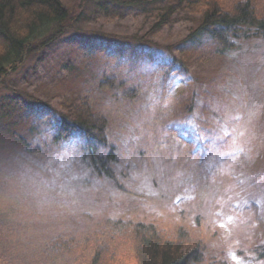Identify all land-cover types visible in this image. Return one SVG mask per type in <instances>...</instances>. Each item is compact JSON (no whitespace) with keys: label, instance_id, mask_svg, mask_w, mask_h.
I'll list each match as a JSON object with an SVG mask.
<instances>
[{"label":"rangeland","instance_id":"obj_1","mask_svg":"<svg viewBox=\"0 0 264 264\" xmlns=\"http://www.w3.org/2000/svg\"><path fill=\"white\" fill-rule=\"evenodd\" d=\"M61 1L73 15L84 12L82 21L9 76L0 87V101L32 98L54 110L62 102L88 101L96 114L108 118L102 157L113 154V179L97 178L87 168L81 139L79 155L70 163L65 155L70 140L52 144L55 132L45 128L41 112L30 121L38 132L28 138L38 154L26 152L7 134L15 124H25L24 117L4 122L0 264H89L100 246L129 250L112 238V222L129 229L152 225L176 236L183 230L188 248L202 252L200 264H264L253 252L264 247L263 44L244 42L228 59H217L208 54L214 47L206 41L181 55L175 48L181 47L188 19L196 17L200 4L191 3L176 23L151 34L149 19L129 7L113 15L111 9L95 8L94 0L82 8L86 0ZM238 1L221 3L226 8ZM251 1L257 15H264V0ZM170 68L174 76L166 74ZM104 78L124 88L101 89L97 83ZM193 95L190 120L210 125L200 134L209 149L192 148L176 131L182 124L188 128L189 120L179 126L171 121L186 116ZM220 139L227 150L217 148Z\"/></svg>","mask_w":264,"mask_h":264},{"label":"trees","instance_id":"obj_2","mask_svg":"<svg viewBox=\"0 0 264 264\" xmlns=\"http://www.w3.org/2000/svg\"><path fill=\"white\" fill-rule=\"evenodd\" d=\"M87 1L90 0L82 2L80 7L82 8ZM94 3L95 8L103 12L111 9L113 15L120 14L121 6L135 10L136 16L149 19L151 34H156L176 23L180 14L191 3L200 4V7L194 8V11L198 12L196 17L188 19L190 27L184 38L179 40L181 47L175 48L181 55L202 48L206 41L214 47L208 54L217 59H228L244 42L252 40H259L264 48V15H257L251 0H239L232 7L226 8L223 7L221 0H200L197 3L192 0H94ZM84 14L81 12L73 15L61 0H0V87L6 84L9 76L20 70L27 59L46 51L73 30L74 24L82 21ZM142 42L147 43V39ZM161 49H165L171 56L167 47L162 46ZM177 64L183 68L182 71H188L183 61H178ZM178 72H181L180 69ZM175 73L172 68L166 72L169 76L170 74L174 76ZM196 82L198 83L199 79H196ZM202 83L203 81L200 80L198 84ZM98 85L101 89L124 88L123 83L121 82L119 86L115 79L104 78L101 83H97ZM138 92L132 93L137 95ZM130 97L133 98V95ZM196 97L193 95L191 101L189 100L185 114L187 117L181 119L178 115L171 120L178 121L177 126L195 117ZM3 98L0 101V132L6 131L4 122L8 123L10 119L24 117L25 124H15L10 131L7 130V134L15 138L26 152L40 153L38 148L30 149L28 138L37 134L38 131L34 125H30V121L38 119V114L41 112L48 121L47 125L44 124L45 128L53 129L55 132L56 137L54 136L52 144L62 145L78 137L83 142L82 157L87 168L89 167L97 178L113 179V172L109 167L114 162L113 154L109 153L105 158L102 157L108 147V118L96 114L88 101L75 100L72 106L62 102L60 109L54 107L56 109L54 110L53 106L48 104L38 106L32 98H25L23 101L10 97ZM201 123L203 125H200ZM175 127L176 125H172V130H176ZM208 127L209 124L199 120L195 122V132L190 126L188 127L190 135H186L189 133L188 128H184L183 124L182 129L176 131L183 135L184 140L191 147L204 145L202 149L204 147L208 149L210 143L203 144V141L199 139L198 142L196 139L197 133L200 136L201 129L206 132ZM217 148L227 150V146L221 145V139ZM127 226L130 225L112 222L109 223V230L112 238L124 242L129 250L114 251L109 247L98 248L89 264H200L202 262V252L188 248V237L186 238L183 230H180L176 236L161 234L152 225L137 224L133 229ZM253 252L255 260L264 262V247H256Z\"/></svg>","mask_w":264,"mask_h":264},{"label":"snow or ice","instance_id":"obj_3","mask_svg":"<svg viewBox=\"0 0 264 264\" xmlns=\"http://www.w3.org/2000/svg\"><path fill=\"white\" fill-rule=\"evenodd\" d=\"M175 86H179L180 81L176 80L173 82ZM188 124L191 126L192 130L195 132V124L189 120ZM196 139L199 142L200 136L197 133L196 135ZM80 144V140L79 138H73L71 139L67 144H66V151H65V155L68 157L69 162L71 163L72 161L77 159V156L79 155L78 153V146ZM195 154V153H193ZM78 177L73 176L72 179H77Z\"/></svg>","mask_w":264,"mask_h":264},{"label":"bare ground","instance_id":"obj_4","mask_svg":"<svg viewBox=\"0 0 264 264\" xmlns=\"http://www.w3.org/2000/svg\"><path fill=\"white\" fill-rule=\"evenodd\" d=\"M108 248V246H100L101 249ZM111 249V248H110Z\"/></svg>","mask_w":264,"mask_h":264}]
</instances>
